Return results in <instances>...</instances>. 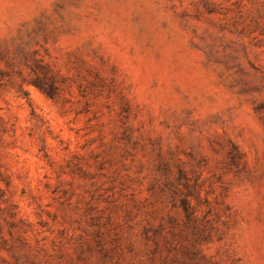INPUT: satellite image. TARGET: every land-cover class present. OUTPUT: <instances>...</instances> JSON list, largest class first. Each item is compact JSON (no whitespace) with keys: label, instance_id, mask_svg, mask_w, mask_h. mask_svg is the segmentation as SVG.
I'll return each instance as SVG.
<instances>
[{"label":"rangeland","instance_id":"obj_1","mask_svg":"<svg viewBox=\"0 0 264 264\" xmlns=\"http://www.w3.org/2000/svg\"><path fill=\"white\" fill-rule=\"evenodd\" d=\"M0 264H264V0H0Z\"/></svg>","mask_w":264,"mask_h":264}]
</instances>
